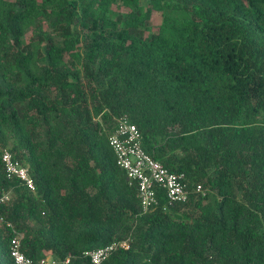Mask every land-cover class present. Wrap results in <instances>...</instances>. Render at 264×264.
Segmentation results:
<instances>
[{
    "label": "trees",
    "instance_id": "1",
    "mask_svg": "<svg viewBox=\"0 0 264 264\" xmlns=\"http://www.w3.org/2000/svg\"><path fill=\"white\" fill-rule=\"evenodd\" d=\"M121 116L205 193L157 188L143 212L109 142ZM4 192L0 264L15 234L35 264L121 240L105 264H264V0H0Z\"/></svg>",
    "mask_w": 264,
    "mask_h": 264
},
{
    "label": "built area",
    "instance_id": "2",
    "mask_svg": "<svg viewBox=\"0 0 264 264\" xmlns=\"http://www.w3.org/2000/svg\"><path fill=\"white\" fill-rule=\"evenodd\" d=\"M109 142L115 151L118 165L126 171L130 182L138 186L143 212H147L157 203V188L165 190L168 204L186 202L192 192L205 193L203 184L192 185L188 182L185 172L171 171L161 161L147 153L142 146V134L139 128L130 122L127 116L117 119V125L109 137ZM2 160L8 178H17L29 189L35 190V182L29 168L15 159L9 149L3 150ZM10 199V192L0 195V203L8 202ZM166 207L168 206H165V209ZM8 225L12 227L11 224ZM120 246L128 248V241H113L86 251L85 255L90 257L91 264H105L110 254ZM11 255L15 264H35V261L23 251L20 235L15 234L11 238ZM69 261L70 258H67L62 263ZM58 263V260L46 257L38 264Z\"/></svg>",
    "mask_w": 264,
    "mask_h": 264
},
{
    "label": "rangeland",
    "instance_id": "3",
    "mask_svg": "<svg viewBox=\"0 0 264 264\" xmlns=\"http://www.w3.org/2000/svg\"><path fill=\"white\" fill-rule=\"evenodd\" d=\"M154 23H159V18H155Z\"/></svg>",
    "mask_w": 264,
    "mask_h": 264
}]
</instances>
